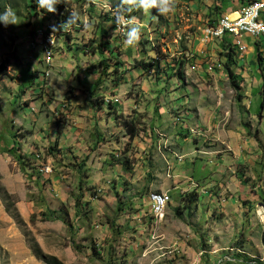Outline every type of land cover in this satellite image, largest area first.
<instances>
[{"label":"rangeland","instance_id":"rangeland-1","mask_svg":"<svg viewBox=\"0 0 264 264\" xmlns=\"http://www.w3.org/2000/svg\"><path fill=\"white\" fill-rule=\"evenodd\" d=\"M89 1H64L76 23L53 33L63 22L34 0H0L18 21L0 26V264H264L262 35L261 72L249 66L258 87L234 92L226 60L208 74L191 55L220 0L123 13L141 26L133 47L114 23L119 0ZM180 60L181 80L171 77ZM152 193L165 197L161 220Z\"/></svg>","mask_w":264,"mask_h":264},{"label":"crops","instance_id":"crops-1","mask_svg":"<svg viewBox=\"0 0 264 264\" xmlns=\"http://www.w3.org/2000/svg\"><path fill=\"white\" fill-rule=\"evenodd\" d=\"M249 1L251 0H239V3L235 4V0H230L229 2H227L228 4H231V9L229 7L224 9V5L223 6V11L221 14V17H229V18H234L236 16V14L241 10V8L245 5H247V3H249ZM257 2L262 1V0H255ZM220 4V3H219ZM226 4V3H225ZM264 16V14H263ZM205 27V26H204ZM203 27V28H204ZM199 34L196 36H194L193 38V43L191 45V55H193L194 60H195V68L197 70H201V69H205V72L208 74H211V72H207L210 71L209 68H211L219 58L223 59V61L226 60V54L228 53V51L233 48L234 49V53L235 55L233 56L234 62L235 64L231 67L233 73L237 76L238 79L241 80L240 86H244L245 82L249 81H253V83L256 85V88L258 87V82H256L253 78H252V72L249 70V66L253 65L255 66V64H257V55L260 54L262 57V53H263V47L260 45L259 43V37L258 38H252V37H248V36H243L242 40V44L245 46V50L243 52H238L237 48L235 46V39L230 37V36H225L222 40H213L212 38L206 36L205 39L208 41H203L202 40V30H198ZM151 36H154V33H151ZM264 39V36H262ZM248 38H252L253 39V45H249L245 42L246 39ZM258 39V40H257ZM174 42L176 41L175 39L173 40ZM109 45V44H107ZM190 50L188 49V52ZM256 53V54H255ZM190 54H188L187 52L184 53V57L188 58ZM190 55V56H191ZM189 64H191L189 62ZM239 64H242V67H238ZM263 65V64H262ZM46 66V65H45ZM261 67H257V70L259 72ZM136 70H138V68H134ZM94 73L96 71V74L98 73V71L94 68ZM211 71H213V68H211ZM93 74V73H92ZM39 75V74H38ZM100 77V74H99ZM38 78H36L37 80ZM102 79V78H101ZM121 80H124V77L121 78ZM39 83V79L36 81L35 85H38ZM102 86V85H101ZM119 87H124L123 90L127 91L128 87H130L129 84H122ZM157 88V83L154 84L152 86V91H155V89ZM142 89V88H141ZM102 91V90H101ZM118 92V90H116ZM121 90H119V93H122V95L124 94V91L120 92ZM130 91V90H129ZM132 91H136L135 88ZM165 93H168L169 90L168 88H166ZM153 95V93H151ZM249 92H246V95L248 96ZM139 95V94H138ZM172 95V94H169ZM134 98H135V94L133 95V97H131L130 99L124 100L125 101V105H130L134 103ZM118 100H120V98L116 97V96H112L110 103L113 106L119 105L120 102L118 103ZM108 101V100H107ZM118 103V104H117ZM134 106V105H133ZM161 110V109H160ZM178 193H181L180 191Z\"/></svg>","mask_w":264,"mask_h":264},{"label":"clouds","instance_id":"clouds-1","mask_svg":"<svg viewBox=\"0 0 264 264\" xmlns=\"http://www.w3.org/2000/svg\"><path fill=\"white\" fill-rule=\"evenodd\" d=\"M36 7L43 10V13H55L56 5L61 4L62 0H34ZM118 8H122V12L118 11L114 17V23L122 26L125 29L124 39L122 44L124 47H133L140 39V25H133L131 21L123 14L133 10H141L143 12H150L155 9L156 13L164 16L172 12V0H119ZM77 14H70L63 23L59 25H51L50 31L56 32L67 30L72 24L76 23ZM18 24L17 16L11 8H6L0 11V26L7 27L8 25ZM92 25L85 23L83 28L91 29Z\"/></svg>","mask_w":264,"mask_h":264},{"label":"trees","instance_id":"trees-1","mask_svg":"<svg viewBox=\"0 0 264 264\" xmlns=\"http://www.w3.org/2000/svg\"><path fill=\"white\" fill-rule=\"evenodd\" d=\"M64 1L68 2L69 0H62L61 4L56 5V12L55 13H50V14L56 16L58 20L61 19L62 22H64L65 19L71 14L68 6L64 4ZM83 1H86L87 4L90 3L89 0H83ZM229 1L230 0H220V4L219 5L217 3H213L210 7H208V11H207V18H208L207 25L208 26H214L217 23V21L221 18V14H222V11H223V6L222 5H224L225 3L229 2ZM254 2H257V1H253L252 3H254ZM30 8L34 9L35 11L38 9L35 5L34 6H30ZM105 47H106V45L104 43L103 44H98L95 47H91L90 51L94 55L97 54V53L102 55V50L105 49ZM234 55H235L234 49L231 48L228 51V53L226 54V61L223 64V68H224V72H225V74H226V76L228 78V81H229L231 89L234 92H237L240 89L241 80L237 78V76L233 73V71L231 69V67L235 64L234 59H233ZM104 60L105 59L102 58L100 60V62H99V65H100L99 67H101V70H99L100 79L101 78L104 79L105 76L109 77L108 73H106L109 67L104 64L105 63ZM262 61H263V58L261 57L260 54H258L257 55V62H258V66L259 67H262ZM183 63L184 62L182 60H180L178 62V64H177V66H176V69H174V71L171 70V77H177L180 80L183 78V76L181 74V68L183 66ZM153 66H154V63L151 64L149 62H147V63L139 62V64H137V66H135V67L136 68H138V67L152 68ZM261 69L262 68H260V70ZM2 71H3V69L0 66V74H1ZM116 71H117L116 68H114V72H116ZM133 137L134 136L131 135V138H133ZM12 139H14V138H12ZM17 151H18L17 147H15V148L12 147L11 153H12V155H14L15 162H17L19 164V162L21 161V156H19L17 154ZM42 217H43L42 220H44V221H47V220L51 219L45 213L42 214Z\"/></svg>","mask_w":264,"mask_h":264},{"label":"built area","instance_id":"built-area-1","mask_svg":"<svg viewBox=\"0 0 264 264\" xmlns=\"http://www.w3.org/2000/svg\"><path fill=\"white\" fill-rule=\"evenodd\" d=\"M263 14V9H256V3H247L234 18L221 17L214 26H205L202 40L206 37V32H213V40L220 41L225 36H230L237 39V51L243 52L245 50V46L242 44L243 36L252 38L264 36ZM162 200L164 198H151L149 206H155V208L162 206Z\"/></svg>","mask_w":264,"mask_h":264},{"label":"bare ground","instance_id":"bare-ground-1","mask_svg":"<svg viewBox=\"0 0 264 264\" xmlns=\"http://www.w3.org/2000/svg\"><path fill=\"white\" fill-rule=\"evenodd\" d=\"M254 3H256V9H263L264 10V1L263 0L259 1V2H254ZM206 36L213 39V32H206ZM43 41H44V50H45L44 52H45V57H46L45 58L46 63L49 64L50 47L54 44L53 43L54 41H52L50 36H46ZM234 44H235V46H237V39H235ZM151 198H164V200H162V206H157V208H155V206H151V214H152L153 218H155L156 220H161L163 215H164V209L166 206L165 197L162 194L152 193L149 195L150 202H151Z\"/></svg>","mask_w":264,"mask_h":264}]
</instances>
